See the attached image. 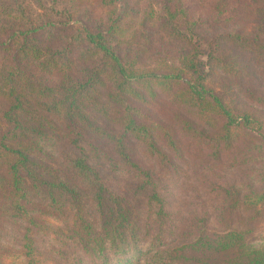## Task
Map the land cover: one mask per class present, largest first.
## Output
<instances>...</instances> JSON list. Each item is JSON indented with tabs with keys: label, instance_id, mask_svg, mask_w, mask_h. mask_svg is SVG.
<instances>
[{
	"label": "trees",
	"instance_id": "1",
	"mask_svg": "<svg viewBox=\"0 0 264 264\" xmlns=\"http://www.w3.org/2000/svg\"><path fill=\"white\" fill-rule=\"evenodd\" d=\"M71 1L0 0V264H264V0Z\"/></svg>",
	"mask_w": 264,
	"mask_h": 264
},
{
	"label": "rangeland",
	"instance_id": "2",
	"mask_svg": "<svg viewBox=\"0 0 264 264\" xmlns=\"http://www.w3.org/2000/svg\"><path fill=\"white\" fill-rule=\"evenodd\" d=\"M71 2H76L75 0H72ZM48 5H50L49 3H48ZM232 92H234V93H237L236 91H232ZM170 111H171V109L168 107V106H165V105H163V104H157V106L155 107V111H154V113H156L157 115H159V116H163V115H165V117L166 116H168L169 114H170ZM158 117V116H157ZM245 134H244V131L242 130L241 131V133H240V137H242V136H244ZM230 151H228V153H229ZM253 153L252 152H249L248 153V155H252ZM255 156H258V154L257 153H255ZM241 156L239 155V157L238 158H236V157H234V155L233 154H228L227 156H226V163L227 164H229L230 165V167L232 168L231 169V171H234V172H238V173H240V172H242V170L244 169V171L242 172V174H241V176H240V179L242 178V176L244 175V174H248V175H251V172L246 168V165H245V156L244 157H242V158H240ZM202 160H201V162L200 161H197V165H195L196 164V162H194V166H195V169H198V171H197V173H195V174H193V180H195V179H197L198 181H199V184L198 185H201V173H203V172H205L206 170H202V167L203 166H207L206 164H207V161L209 160V157H207V156H201L200 157ZM199 158V159H200ZM197 159H195L194 161H196ZM213 162H215L216 160H212ZM239 164H241L242 166V168H237L238 166L237 165H239ZM237 166V167H236ZM210 175V174H209ZM205 176H208V172H206L205 173ZM189 197H191V196H187V198H186V196H185V198H186V200H182V202H185V203H187V202H190L191 201V199L189 198ZM192 197H196V196H192ZM184 203V204H185ZM209 228L210 229H219V225L217 224V223H214V222H211L210 224H209Z\"/></svg>",
	"mask_w": 264,
	"mask_h": 264
}]
</instances>
